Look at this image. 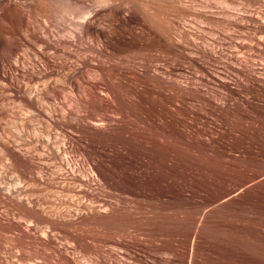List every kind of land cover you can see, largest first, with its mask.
I'll return each instance as SVG.
<instances>
[{"label": "bare ground", "instance_id": "6f19581e", "mask_svg": "<svg viewBox=\"0 0 264 264\" xmlns=\"http://www.w3.org/2000/svg\"><path fill=\"white\" fill-rule=\"evenodd\" d=\"M181 1L0 0V166L7 167H0V264H264V197L260 206L259 187L241 190L255 177L176 188L180 107L153 106L144 92L151 86L179 97L189 89L178 80L180 63L228 93L219 105L195 89L218 109L264 90L258 64L199 46L180 26L197 16L222 30L251 28L252 48L264 53V0H245L244 9L230 0L221 12L198 14ZM255 6L262 9L252 13ZM153 51L171 55L169 70L144 56ZM212 64L236 79L213 75ZM12 102L61 130L62 145L12 134ZM193 115L187 138L214 141L208 116ZM64 192L89 202L73 211L51 200ZM176 202L184 208L177 217Z\"/></svg>", "mask_w": 264, "mask_h": 264}, {"label": "rangeland", "instance_id": "374dc122", "mask_svg": "<svg viewBox=\"0 0 264 264\" xmlns=\"http://www.w3.org/2000/svg\"><path fill=\"white\" fill-rule=\"evenodd\" d=\"M209 1H212L211 4ZM229 1L230 0H182L179 4L183 7H191L190 9L198 14V12L208 11L221 12L222 9L230 8V3L233 5L232 2ZM234 1L237 2L236 5H233L236 8H248V6L246 7L245 5V0ZM261 9L262 7L260 6L250 8L252 13L258 12ZM242 12L244 11H241V13ZM195 17H188L184 22L183 20L181 22L179 21L180 24H182L180 26L183 30L185 28L187 33L191 36L192 41L199 46L205 45L209 49L224 50L227 55L234 54L244 62H254L258 64V70L260 69L261 73H264V53L259 52L256 48H252V43L248 39L253 32L251 28L241 31V35V33L236 32L232 28L229 30L218 29L212 24L202 23V21H199L201 20L200 18L197 16ZM216 17L222 18L223 16L218 14ZM166 20H168L167 23L170 22L169 26L175 24L172 27H180L177 25V20V23H171V19ZM63 35L64 34H60V36ZM196 35L203 39H199ZM213 40H217L216 43H214ZM160 52L153 51L151 54L147 53L144 56L157 61L155 64L162 66L165 70H169L173 58L170 54L166 52L163 53L164 51ZM139 56L140 54L136 56L138 60ZM193 56L197 57L195 54ZM206 67H208L213 75L221 76L228 82H233V80L236 79L235 74L223 64H212ZM179 74L178 80L184 86H189V89L192 88L193 92L189 89H185L179 97H174L169 89H162L163 92L158 94L154 88L148 86L144 91L147 101L153 106L162 104L168 107L169 110H174L176 105L180 107V112L177 117H179L178 123L181 127L179 133H175L177 136L176 139L172 140L175 143V154L179 157V162L174 172L178 180L176 188H215L220 184L241 182L248 177H255L253 181L249 182L245 187H242L241 190L250 186L259 187L261 192H258V197L261 198L260 196L264 193V90L244 91L241 95L242 100L237 101V104L231 102L228 106L218 109L213 103L201 101L198 96H196L195 89H199L204 96H207L208 99L219 105L225 102V98H228V93L224 89L219 88V86H206L204 83H200L199 78L203 76V73L195 66L180 63ZM103 94L105 95V92H103ZM213 107L215 109L217 108L216 111H219L217 112L219 114H210L209 110L212 109L215 111ZM8 110L9 113H11L9 115L12 116L7 121L12 134L15 132L14 135L17 136H36L42 140H50L52 143L54 141V143H56L55 146L62 145L64 133L58 128L51 126L52 124H50V121L47 119L35 116L29 109L21 107L18 103L15 104L14 102L8 104ZM136 110L135 117H137L136 115L139 108ZM193 113L199 115L206 114L208 116L209 122L205 124V129L215 138L214 141L207 142L206 138H202L203 140H196L195 138L190 140L187 138L186 129H188L193 122L191 120L194 117ZM23 122H28L29 126L27 125L24 128H20V124H23ZM40 130L44 133H41L42 131ZM46 130L51 131L50 135H46ZM0 167L2 170H7V167L4 165ZM12 174L9 178L15 176V173ZM73 187L75 189L77 188L75 186ZM263 197L264 196H262L261 199L257 198L258 203L256 201V204L260 205ZM59 199L74 204L70 207L73 211H75L80 204L89 202L85 195L75 192H64L56 196L52 195L51 197V200L56 202H58ZM256 204V209H259L261 205L257 208L258 205ZM183 210L184 208L179 203L176 202L173 204V214H175L173 216L177 217L179 214H182ZM262 219L264 220V217L261 218V220ZM59 236L61 237V242L72 244L68 239L61 235ZM261 247L263 248L264 246ZM70 255L71 257L82 259L79 253L73 252ZM20 263L21 262H18L17 259H13L11 264Z\"/></svg>", "mask_w": 264, "mask_h": 264}]
</instances>
